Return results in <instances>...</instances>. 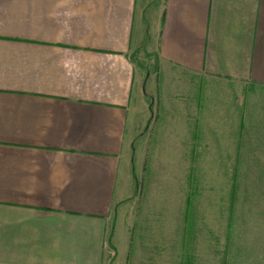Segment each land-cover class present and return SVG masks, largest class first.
<instances>
[{"label":"crops","instance_id":"obj_1","mask_svg":"<svg viewBox=\"0 0 264 264\" xmlns=\"http://www.w3.org/2000/svg\"><path fill=\"white\" fill-rule=\"evenodd\" d=\"M144 49L188 87L207 166L264 169V0H0V264L110 258Z\"/></svg>","mask_w":264,"mask_h":264},{"label":"rangeland","instance_id":"obj_2","mask_svg":"<svg viewBox=\"0 0 264 264\" xmlns=\"http://www.w3.org/2000/svg\"><path fill=\"white\" fill-rule=\"evenodd\" d=\"M133 59L147 74L127 128L133 185L111 212L103 264H264V169L208 167L188 87L159 80L145 49Z\"/></svg>","mask_w":264,"mask_h":264},{"label":"trees","instance_id":"obj_3","mask_svg":"<svg viewBox=\"0 0 264 264\" xmlns=\"http://www.w3.org/2000/svg\"><path fill=\"white\" fill-rule=\"evenodd\" d=\"M111 237H112V236H110V240H111Z\"/></svg>","mask_w":264,"mask_h":264}]
</instances>
